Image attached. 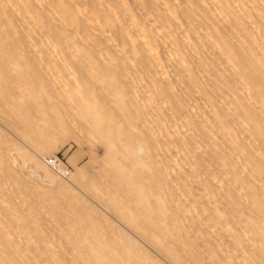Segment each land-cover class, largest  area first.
Returning <instances> with one entry per match:
<instances>
[{"label":"bare ground","instance_id":"bare-ground-1","mask_svg":"<svg viewBox=\"0 0 264 264\" xmlns=\"http://www.w3.org/2000/svg\"><path fill=\"white\" fill-rule=\"evenodd\" d=\"M0 264H264V0H0Z\"/></svg>","mask_w":264,"mask_h":264},{"label":"rangeland","instance_id":"rangeland-1","mask_svg":"<svg viewBox=\"0 0 264 264\" xmlns=\"http://www.w3.org/2000/svg\"><path fill=\"white\" fill-rule=\"evenodd\" d=\"M78 149L77 145L75 142H73L72 140H70L69 142H67L62 148H60L58 151H54L51 155L55 156L58 155L69 170H73L74 169V165L71 163L70 158L71 156L75 153V151ZM51 155L48 156L51 157ZM87 159L86 157H82L79 161L78 164H82L83 162H85Z\"/></svg>","mask_w":264,"mask_h":264},{"label":"built area","instance_id":"built-area-1","mask_svg":"<svg viewBox=\"0 0 264 264\" xmlns=\"http://www.w3.org/2000/svg\"><path fill=\"white\" fill-rule=\"evenodd\" d=\"M59 161H62V159L58 156H51L46 160L47 165L51 168V169H57V166L60 164Z\"/></svg>","mask_w":264,"mask_h":264}]
</instances>
